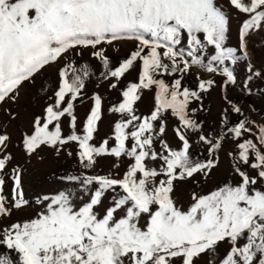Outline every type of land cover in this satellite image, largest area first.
<instances>
[{"label": "snow or ice", "instance_id": "6c2138e0", "mask_svg": "<svg viewBox=\"0 0 264 264\" xmlns=\"http://www.w3.org/2000/svg\"><path fill=\"white\" fill-rule=\"evenodd\" d=\"M227 2L247 17L239 29V49L226 46L229 21L214 0H0V114L8 124L20 119L25 85L35 86L37 77L55 68L57 86L49 96L46 84L39 85L47 102L19 144L28 157L47 147L74 158L82 170L58 177L75 189L37 197L35 218L0 229V246L8 250L0 252V264H197L204 256L207 264H264V190L257 187L264 184V122L252 120L228 96L230 86L239 83L251 95L252 82L264 81V70L249 59L247 39L264 26V0ZM128 41L135 48L113 67L106 46ZM208 46L214 54L205 56ZM87 49L102 68L101 78L114 81L111 89L138 72L120 91V102L107 109L119 118L114 135L99 144L102 97L93 93L82 123L75 113L93 72L70 56ZM226 62H244L246 78L238 82ZM193 67L209 74L197 75L194 89L183 82ZM165 77L173 78L171 83ZM215 88L224 107L218 129L205 133L197 114L207 111L203 101ZM145 90H154V107L141 115L136 105ZM259 92L264 98V89ZM169 119L177 121L178 150L166 139ZM193 140L206 149L207 159L193 157ZM228 140L234 146L227 152L229 182L207 194L193 191L192 203L182 210L174 198L177 182L207 180ZM12 144L0 121V220L30 206L23 169L8 170ZM106 157L115 159V171L100 174L97 165ZM124 158L132 162L121 174ZM222 244L227 245L223 255Z\"/></svg>", "mask_w": 264, "mask_h": 264}, {"label": "rangeland", "instance_id": "374dc122", "mask_svg": "<svg viewBox=\"0 0 264 264\" xmlns=\"http://www.w3.org/2000/svg\"><path fill=\"white\" fill-rule=\"evenodd\" d=\"M217 6L224 12L225 16L229 21V31L227 33L228 39L226 40L227 47H234L239 49V29L246 19V15L238 13L234 8L230 7L227 0H214ZM186 37V33L183 34ZM202 38V36H201ZM248 39V50L250 52V61L254 62V67L260 70H264V26L250 31ZM135 43L128 42H118L114 46H106L107 54L112 60L113 67L117 66L122 58H126L130 51L135 48ZM187 51L185 46V52ZM91 50H83L82 56H70L78 65L81 63H88L93 72V77L86 81V89L84 92V101L81 104L79 101L76 102L75 113L78 118V122L82 123L86 119L92 105L90 97L93 93L99 94L102 97V103L104 108V114L102 120L99 122V129L96 133V143L99 144L103 138L111 137L114 135V122L119 118V114H110L107 109L113 104H117L121 100L120 91L125 87L127 82H134L137 80V71H131L125 76L123 82H121L117 89H111L109 85L113 83L112 80H103L101 78L102 68L100 64L91 56ZM214 54V50L211 46L205 49V56ZM239 55V50L237 52ZM207 60H205V63ZM226 66L231 68L234 75L237 76L238 82L243 81L247 76V71L244 62H237L233 65L231 62H226ZM179 75V74H178ZM197 75L208 78L209 74L203 72L201 69L193 67L189 74L183 76V82L186 87L195 88L197 84ZM169 83L173 78L165 77ZM217 83L221 82V77L219 75L215 76ZM45 83L48 87V95H52V90L57 86V73L55 68H49L42 77H37L36 85H25L24 90L21 93V100L17 110L21 112L20 119L8 124L5 117L0 114V121L7 126V130L12 137L13 144L10 147V152L12 154V161L8 166L10 171L15 166H20L23 169L22 185L24 197L28 200L30 206H26L20 210H13L10 218L0 220V229L5 225H10L15 222H24L36 217V214L40 211V206L36 204V199L39 196L45 194H55L61 190L75 189L74 185L66 184L58 179V177L65 174H79L81 169H79L78 164L74 158H69L67 155L61 154L57 155L53 150L43 147L37 152V154L28 157L21 150L19 139L22 131L30 127L31 118L34 115H40L42 109L45 105L46 97L43 93L38 91L39 85ZM253 92L251 95H245L244 90L240 87L239 83L236 86H230L228 88V96L230 99L238 102L246 115H248L252 120L257 121V123L264 122V98H261L259 89H264V81H254L252 82ZM154 90H145L140 102L137 103L136 107L138 114L148 115L154 107ZM204 106L207 109L206 112H198V119L204 122V132L211 133L218 129L220 123V110L224 107V103L221 99L220 88L213 89L205 97ZM192 107H197V104H192ZM251 108H255L256 111H251ZM232 120H236L237 117L232 115ZM177 121L175 119H169L167 122L166 139L170 146L174 149L179 148V143L175 137L173 131L174 125ZM64 133L67 134L69 129L67 127V120L63 124ZM114 144V140L110 141ZM231 140L224 143L223 150L220 152V165L218 168L214 169L211 176L207 180H201L197 177L199 183L192 181L189 182H177L174 198L176 200L177 206L182 210H187L191 200V193L196 191L198 193L207 194L211 190L215 189L217 186L229 182L231 172V161L227 156V152L233 148ZM157 150H160L159 144L156 145ZM70 150L75 151V145L70 146ZM194 158H200L203 156L207 159L206 149L199 145L198 141L193 140V147L191 149ZM132 161L128 158H124L121 162L120 173L122 174L128 164ZM116 163L114 158L106 157L99 160L96 171L100 174H106L109 170L115 171L112 166ZM158 166V163H157ZM255 175V173H251ZM261 190H264V184L257 185ZM11 182L6 183L5 192L10 196ZM77 196L79 193L77 192ZM105 204L108 201L105 200ZM8 250L0 246V252H7ZM221 255L227 251V245L222 244L218 249ZM15 257V253L12 254ZM207 257L204 256L197 261V264H207Z\"/></svg>", "mask_w": 264, "mask_h": 264}, {"label": "bare ground", "instance_id": "6f19581e", "mask_svg": "<svg viewBox=\"0 0 264 264\" xmlns=\"http://www.w3.org/2000/svg\"><path fill=\"white\" fill-rule=\"evenodd\" d=\"M254 65H258V64H255L254 62H252ZM257 69H259V67H257Z\"/></svg>", "mask_w": 264, "mask_h": 264}]
</instances>
